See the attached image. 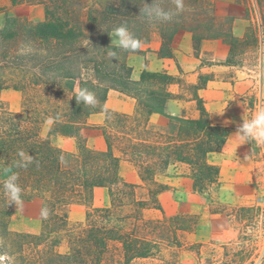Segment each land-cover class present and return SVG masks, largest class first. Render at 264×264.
<instances>
[{"label": "trees", "instance_id": "16d2710c", "mask_svg": "<svg viewBox=\"0 0 264 264\" xmlns=\"http://www.w3.org/2000/svg\"><path fill=\"white\" fill-rule=\"evenodd\" d=\"M207 1L184 0L182 13L171 22L157 23L149 22L141 11L153 0H117L96 7L86 6L84 0H11L13 6L42 5L45 20L30 22L6 16L0 28V93L44 88L47 104L51 105L49 110L34 108L29 114L4 109L0 115V254L13 257L12 264H133L160 254L165 244L182 247L181 233L199 225L193 215L145 220V210L163 211L158 195L167 187L154 192L149 189V200L140 198L138 187L121 177V162L132 164L147 186L157 183L156 177L169 166L188 165L193 191L204 194L221 184V168L210 157L223 150L233 129L213 124L199 97V119L168 115L167 102L174 96L167 86L175 78L144 72L140 80H134L128 65L130 53L111 44L110 35L122 24L143 42L158 32L163 42L161 56H172L171 44L181 30L193 34L195 50L205 39H220L231 52L251 38L257 46L264 44V0H256L261 10V31L251 27L242 39L233 34L234 19L211 16ZM158 2L166 10H175L172 0ZM113 51L115 57L110 55ZM228 64L235 63L229 59ZM85 87L96 95L98 103L94 107L78 104L75 99ZM110 90L136 99L137 113L131 116L108 111ZM61 97L67 99L56 108L55 101ZM98 113L107 117L100 127L106 151L87 145L94 130L88 119ZM153 114L168 118V125L153 126ZM49 117L53 123L45 137L43 126ZM52 136L74 138L77 152L56 146ZM20 151L34 157L27 168L15 167ZM8 167L18 174L22 199L43 201L47 216L40 234L9 229L12 205L3 191L4 169ZM96 188L109 189L110 208L92 207ZM73 204L89 206L86 222L75 228L70 226L68 214ZM126 207L131 212L119 215ZM213 213L232 216L224 211ZM62 248L68 252H61ZM219 248L223 250L220 264H256L253 249L245 245L237 248L230 243ZM209 249L220 252L217 247Z\"/></svg>", "mask_w": 264, "mask_h": 264}, {"label": "rangeland", "instance_id": "374dc122", "mask_svg": "<svg viewBox=\"0 0 264 264\" xmlns=\"http://www.w3.org/2000/svg\"><path fill=\"white\" fill-rule=\"evenodd\" d=\"M84 1L89 7L117 3V0ZM225 1H228V4L224 3ZM235 1L240 5H237ZM207 4L211 10L209 11L211 16L215 14V17L220 20L235 19L242 15L246 20V31L243 37H237L239 39L244 38L247 29L251 27L261 31V10L256 0H208ZM30 6L42 5H22L13 14L1 9L0 28L4 26L7 15L37 22L25 17ZM229 59L235 63L238 70H241L239 76L244 83L240 85L239 90L244 93L242 99L244 110L231 117H216L217 121L231 124L228 128L233 129L232 136L224 146L222 154L210 157L212 162L220 165L221 170L223 169L222 182L204 194H194L189 191L187 182H181L171 190L164 189L163 211L147 210L143 214L144 219L164 221L177 215H193L199 221V225L193 231L181 233L182 247L165 244L160 254L146 260H137L133 264H220L223 250H220L219 246L230 243L233 247L239 248L245 245L253 249L256 264H262L264 261V143L255 141L245 143L233 136L243 119L251 120L256 113L264 110V44L257 46L251 38L246 45L238 47L234 52L230 50ZM233 73L229 72L221 76ZM47 98L44 88L28 89L25 92L5 90L0 93V115L4 109L19 114L24 111L27 114L33 113L34 108L49 110L51 105L47 104ZM66 99L67 97L56 99V108L62 107ZM51 128L52 124H44L45 137ZM54 142L63 144L62 141ZM175 173L172 169L169 176ZM162 185L150 182L146 188L139 190V197L151 199L148 190L159 191ZM22 201V204L17 207L12 205L9 229L18 233L40 234L44 218L43 201L40 199H22ZM86 207L88 211L89 206ZM241 207H249L253 210L238 211ZM120 211L119 215H127L131 212L128 207ZM213 211H224L232 216L214 214ZM81 216L79 211L73 213L71 218L69 216L72 228L77 227L81 222H86V214L82 220H78ZM209 247H217L220 252L213 253ZM60 251L65 253L68 249L62 248Z\"/></svg>", "mask_w": 264, "mask_h": 264}, {"label": "crops", "instance_id": "0c3cea01", "mask_svg": "<svg viewBox=\"0 0 264 264\" xmlns=\"http://www.w3.org/2000/svg\"><path fill=\"white\" fill-rule=\"evenodd\" d=\"M224 3L228 4V1ZM235 3L240 5L237 1ZM18 7L13 6L11 0H0V9L7 10L10 14H13ZM25 17L31 21L42 22L45 20V10L42 6H30ZM245 28L246 20L242 15L234 19L233 34L235 37H243L246 31ZM114 39L115 37L113 36ZM110 42L118 46L112 42L111 37ZM162 45L160 34L155 32L148 42H143V47L140 49L141 53H131L129 55L128 65L133 69V79L136 81L140 80L144 72L168 74L175 78L167 86L169 93L174 96L167 102L166 112L168 115L193 120L199 119L201 117L197 101V97H199L203 101V105L209 113L213 124L231 127V124L217 121L216 119L217 116L231 117L236 113L240 114L244 110L242 102L244 93L239 90L240 85L244 82L239 76L241 70H238L235 64H228L230 57L229 46L220 39H205L199 45L198 50H195L193 34L188 30H181L175 35L170 47L172 56H161ZM229 72L234 73L221 76ZM204 84L205 86H203ZM106 108L111 112L132 116L137 113L138 102L130 96L110 90L106 100ZM106 119L107 117L104 113L93 114L89 117L88 122L94 127L87 140L89 148L96 151L107 150L102 130H100V127L105 125ZM150 122L156 127H166L169 120L165 116L153 114ZM231 136L228 140H230ZM51 140L56 146L65 151L77 152V143L74 138L52 136ZM55 140L62 141L63 144H56ZM222 151L213 156L222 154ZM115 153L117 156H121L119 152L116 151ZM172 169L176 173L173 176H169ZM222 171L223 169L221 170L220 182H222ZM120 174L126 182L136 185L138 192L140 189L147 187L134 166L125 160L121 162ZM155 181L167 187L165 191L171 190L181 182H187L189 191L195 194L191 169L185 164L169 166L166 172L156 177ZM164 194L161 192L158 195L162 208L165 206L163 201ZM109 206H111L109 189L96 188L92 207L108 208ZM78 211L82 215L78 220H82L87 213V207L80 204L69 206L68 214L70 218L73 213Z\"/></svg>", "mask_w": 264, "mask_h": 264}, {"label": "clouds", "instance_id": "9594fccd", "mask_svg": "<svg viewBox=\"0 0 264 264\" xmlns=\"http://www.w3.org/2000/svg\"><path fill=\"white\" fill-rule=\"evenodd\" d=\"M175 6V10H166L158 0H153L151 5H147L141 11L148 19L149 22L157 23H168L173 20V18L185 10L184 0H172ZM113 36L115 39L113 40ZM112 42L116 43L119 48L124 51L131 53L138 52L143 47V41L133 35L130 32L126 24H122L115 28L110 35ZM110 55L116 56V52H111ZM78 104H83L84 106H95L98 103L96 95L94 92L90 91L88 88H81L78 94L75 96ZM106 110V108H105ZM59 117L57 116L56 119ZM48 124L53 123V118L49 117L46 121ZM239 141L245 143H251L253 141L257 143H264V110L256 113L251 120H244L238 127L237 132L233 135ZM20 159L15 163L16 168H27L34 160V157L24 151L18 152ZM4 173L6 179L3 182V191L6 197L11 201L10 205H15L16 207L22 204V192L23 189L18 184V174L12 172L11 167L5 168ZM11 173V174H9ZM9 205V206H10ZM42 215L47 216V210L42 212ZM13 257L9 256L7 253L0 254V264H12Z\"/></svg>", "mask_w": 264, "mask_h": 264}]
</instances>
